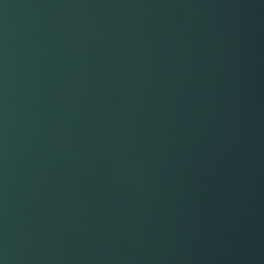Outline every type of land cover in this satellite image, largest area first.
I'll list each match as a JSON object with an SVG mask.
<instances>
[{
  "label": "water",
  "instance_id": "water-1",
  "mask_svg": "<svg viewBox=\"0 0 264 264\" xmlns=\"http://www.w3.org/2000/svg\"><path fill=\"white\" fill-rule=\"evenodd\" d=\"M0 264H264V0H0Z\"/></svg>",
  "mask_w": 264,
  "mask_h": 264
}]
</instances>
